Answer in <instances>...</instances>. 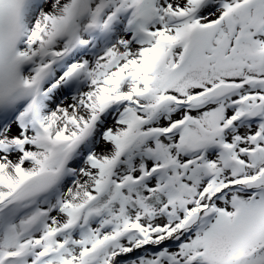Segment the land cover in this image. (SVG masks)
Segmentation results:
<instances>
[{
	"label": "snow or ice",
	"instance_id": "6c2138e0",
	"mask_svg": "<svg viewBox=\"0 0 264 264\" xmlns=\"http://www.w3.org/2000/svg\"><path fill=\"white\" fill-rule=\"evenodd\" d=\"M0 264H264V0H0Z\"/></svg>",
	"mask_w": 264,
	"mask_h": 264
}]
</instances>
